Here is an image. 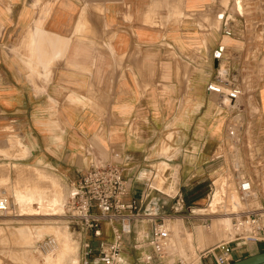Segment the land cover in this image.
<instances>
[{
  "label": "crops",
  "instance_id": "1",
  "mask_svg": "<svg viewBox=\"0 0 264 264\" xmlns=\"http://www.w3.org/2000/svg\"><path fill=\"white\" fill-rule=\"evenodd\" d=\"M234 1L0 0V167L10 179L15 167L51 169L73 184L91 162L119 151L124 200L140 206L123 237L122 264H141L133 237L150 233L169 209L162 195H170L151 183L154 166H172L161 172L166 181L174 174L193 183L221 162L210 157L225 139L226 114L206 89L218 63L256 91L254 138L264 147V0ZM241 6L242 17L235 10ZM222 13L234 21L232 35L218 29ZM188 201L182 198L186 207ZM114 224L101 222L97 237L79 231L91 256L95 244L111 240ZM178 235L168 238L171 251L187 258L192 249L195 264H213L218 249L202 229L206 250ZM231 248L233 261L264 250V242ZM143 249L152 252L147 239ZM173 262L163 253L152 264Z\"/></svg>",
  "mask_w": 264,
  "mask_h": 264
},
{
  "label": "built area",
  "instance_id": "2",
  "mask_svg": "<svg viewBox=\"0 0 264 264\" xmlns=\"http://www.w3.org/2000/svg\"><path fill=\"white\" fill-rule=\"evenodd\" d=\"M235 10L242 17L243 11H238L237 8ZM233 22L228 14L222 13L219 16L218 29L225 35H232ZM241 27L244 28V23ZM219 57L220 54L218 61ZM241 83L240 80L230 77L229 70L218 63L212 79L206 84V89L217 97L219 113L226 114L225 139L213 151L210 160L221 159L224 163L227 153L230 155L231 152L234 158L231 175L240 201L238 209L231 211L228 238L216 244L218 253L213 256V264H226L231 261V244L234 242H264V147L260 151L254 138V119L258 112L255 96L251 91L248 93L244 90L243 86L247 85ZM240 149L247 155L255 173L246 174L239 169L241 166L236 158L241 152ZM121 160V153L111 149L110 158L91 162L73 182L67 196L65 216L68 221L78 224L85 233L90 232L97 237L101 235V222L118 223L112 227L111 240L99 242L95 256H91L93 251L90 241L86 238L81 240V264H122L123 237L131 233L132 221L140 216V206L134 199L124 200L128 192V182L123 174L124 164ZM168 178L172 180L173 177L170 175ZM229 178L226 176L225 180ZM211 183L207 199L214 189ZM177 193L174 197L177 196L176 203L181 208L182 196L179 189ZM257 200V204H254ZM7 205L8 198L0 195V211L5 210ZM138 235L133 237L132 244L139 251L137 260L141 264H152L153 259L160 258L164 253L168 231L161 220L160 223H153L150 233H142L140 237ZM146 239L152 252L143 249ZM56 244L55 237L48 235L37 241L36 248L40 252L48 253L53 251Z\"/></svg>",
  "mask_w": 264,
  "mask_h": 264
},
{
  "label": "rangeland",
  "instance_id": "3",
  "mask_svg": "<svg viewBox=\"0 0 264 264\" xmlns=\"http://www.w3.org/2000/svg\"><path fill=\"white\" fill-rule=\"evenodd\" d=\"M241 11L244 13V8L242 6ZM222 66H224V62L222 63ZM243 88L248 93L252 92L253 96L255 95L256 91H254L253 87L247 85L243 86ZM168 137H170V135H168ZM250 138V135H248V139ZM166 151L167 148L164 149L165 153ZM215 153H218V151ZM226 158L227 159L224 163L223 161L218 162V165L210 171L206 178L193 183L179 182L174 174H172L173 180L168 179L166 181L164 176L161 175V172L166 167L170 169L172 166L159 162L154 166V169H158V171L156 177L151 180V183H153V186L170 195H162L164 200L168 201L169 209L161 216L162 219L156 221V223H160L162 220L164 228L167 226V223L170 224L168 229L165 228L168 231L169 239L175 234H179L184 240L187 234H189L194 249L206 250L208 244H204L201 238V229L206 233L207 237H209V247L211 245V248L220 242L221 239L228 238L230 229L221 226L216 232H214L209 228L215 217L221 216L228 218V215L232 213L231 211L238 209L240 202L238 194L234 189V180L231 175L234 165L232 164L234 158H232L231 152L230 155L227 153ZM236 159L241 166L239 167L240 170L242 169L246 174L255 173V170L252 169L247 155L243 150L239 152ZM42 173L47 176H42ZM48 176H54L60 181L57 180L58 183L55 184L56 182L52 181L53 179L48 178ZM226 176L230 177L227 181L225 180ZM42 177H45L46 179ZM210 183L212 188H214L212 190V192L214 191V194L211 199H207V192ZM32 184L44 189L34 192L35 189H33ZM226 185L229 186L230 190L228 189V186L226 188ZM71 188V183L64 181L58 173L51 169L48 170L36 166L15 167L14 176L10 179L9 172L0 167V195L6 196L8 198V205L11 204V207H7V212L0 211V264H55V262L58 261L60 262L59 264H81L79 259L81 247L79 231L81 229L78 224L68 221L67 216H65L66 213L64 212L65 208L62 206L65 205ZM178 189L181 195H183V200H189V207H186L182 202V207L179 208V205L176 203L177 196L173 199L174 201H171V197H174ZM55 191H59L62 194V203L64 201V204H59L58 202V204H56L57 206H55V204L54 206H50L48 202L42 200L38 195L34 198V194L44 193L46 196V194H51ZM232 191L234 192L236 199L230 202V194H232ZM257 202L258 200L253 203L257 204ZM242 206H244V203H242ZM199 207L205 208L198 210V213L202 212L201 214L194 212V209ZM141 217L154 218V216ZM165 218H168L169 220H166ZM142 233L145 234L146 232L140 229L138 237H140ZM48 235L55 237L57 243L56 247L53 251L48 253L40 252L36 248V243ZM57 235L59 236V239ZM169 239L167 240L168 242ZM167 246L168 244L164 249V253L170 257L171 262L178 261L182 264H195L197 255L192 249L190 251L188 250L189 252L187 251L188 256L186 258L181 257L176 250L171 251ZM94 247H98V244H95ZM60 248L67 249L64 257L60 258L61 261L57 260V252ZM185 248L186 247H183V249ZM215 249L218 248L216 247ZM70 251H72V253H70ZM69 253L70 255H68ZM66 255H68V258ZM75 260L77 263H74L76 262Z\"/></svg>",
  "mask_w": 264,
  "mask_h": 264
},
{
  "label": "bare ground",
  "instance_id": "4",
  "mask_svg": "<svg viewBox=\"0 0 264 264\" xmlns=\"http://www.w3.org/2000/svg\"><path fill=\"white\" fill-rule=\"evenodd\" d=\"M238 9V8H237ZM40 172V171H39ZM24 173V172H23ZM39 174H41V173H39ZM41 176V175H40ZM42 176H47L46 174H44V173H42ZM42 178H45V177H42ZM48 178H51V179H53L52 181H55L56 183L55 184H57L58 182H57V180L58 179H55V178H53V177H51V176H48ZM46 179V178H45ZM53 184H54V182H53ZM4 185V184H3ZM33 185V184H32ZM227 186L228 185H226V188H227ZM29 187V186H28ZM32 187V186H31ZM42 187H37V186H35V185H33V189H35V191L34 192H36V191H41V190H43V189H41ZM228 189H229V186H228ZM227 189V190H228ZM230 190V189H229ZM234 191V190H233ZM232 191V194H230L231 195V198H230V202H232L233 200H235L236 199V197H235V194H234V192ZM4 192V191H3ZM33 192V193H34ZM44 192V191H43ZM229 192V191H228ZM231 192V191H230ZM237 192V191H236ZM8 195V194H7ZM36 195H38L42 200H44L45 202H48V204L50 205V206H54V204H55V206H57L56 204H58V202H59V204H64L65 202L63 201V203H62V194L59 192V191H55V192H53V193H51V194H46V196L44 195V193L43 194H34V198H36L37 196ZM212 195H213V192H211L210 194H209V197H208V199L210 198H212ZM20 196V195H19ZM239 196V195H238ZM51 203V204H50ZM220 204H222V203H220ZM14 205V204H13ZM11 207V204L10 205H7V207ZM15 206V205H14ZM13 206V207H14ZM64 208H65V211H66V203H65V205H62ZM7 207H6V209H7ZM8 207V208H9ZM3 210L4 212H7V210ZM11 209V208H10ZM64 211V212H65ZM226 213H231V212H226ZM2 214V213H1ZM66 215V214H65ZM229 216V217H228ZM227 217L228 218H224V217H215L213 220H212V223L210 224V226H209V228L210 229H212L214 232H216V230L218 229V228H220L221 226L222 227H225V228H227V229H230V221H231V214L230 215H228ZM229 232V231H228ZM227 232V233H228ZM39 234V233H38ZM226 235V234H225ZM57 237H58V239H59V236L57 235ZM178 240V239H177ZM175 240L174 241V243H176V242H178V243H180L181 241L180 240ZM222 240V239H221ZM220 240V241H221ZM172 242V241H171ZM174 243H172V244H174ZM171 244V243H170ZM183 244V243H182ZM185 244V243H184ZM186 245V244H185ZM182 246V245H181ZM185 247V246H184ZM180 249L179 250H183V251H185V249L187 248H185V249H183V247H179ZM66 250L67 249H64V248H60L59 250H58V252H57V260H60V258H62V257H64V254L66 253ZM68 253V252H67ZM70 253H72V251H70ZM70 253L68 254V255H70ZM68 255H66V257L68 258ZM77 259V258H76ZM68 260V259H67ZM61 261V260H60ZM65 261V260H64ZM76 261V260H75ZM77 261H78V259H77ZM77 261L76 262H74V263H77ZM60 262L58 261V262H55V264H59Z\"/></svg>",
  "mask_w": 264,
  "mask_h": 264
},
{
  "label": "water",
  "instance_id": "5",
  "mask_svg": "<svg viewBox=\"0 0 264 264\" xmlns=\"http://www.w3.org/2000/svg\"><path fill=\"white\" fill-rule=\"evenodd\" d=\"M240 0H235V4L239 3ZM238 11H241V9H237ZM221 49L217 48L213 53V60L214 63L217 64L218 62V56L220 54ZM226 264H264V250L258 251L253 254L246 255L242 258L230 261Z\"/></svg>",
  "mask_w": 264,
  "mask_h": 264
}]
</instances>
